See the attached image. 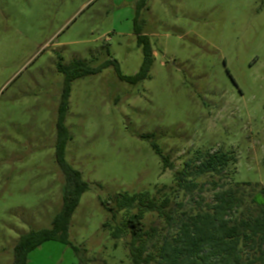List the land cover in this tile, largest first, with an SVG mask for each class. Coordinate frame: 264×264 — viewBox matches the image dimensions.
Here are the masks:
<instances>
[{"label": "rangeland", "instance_id": "1", "mask_svg": "<svg viewBox=\"0 0 264 264\" xmlns=\"http://www.w3.org/2000/svg\"><path fill=\"white\" fill-rule=\"evenodd\" d=\"M137 1L0 0V264H11L20 236L50 228L62 207L58 62L116 59L132 76L143 62L137 28L152 46L148 78L130 84L109 66L71 83L65 159L89 185L69 226L81 255L49 241L29 264H131L130 233L111 234L126 213L113 219L107 207L119 195L172 185L199 151L233 152L231 179L264 186V0H149L136 20ZM210 187L188 204L200 195L211 202ZM155 222L162 225L148 214L144 228Z\"/></svg>", "mask_w": 264, "mask_h": 264}, {"label": "trees", "instance_id": "2", "mask_svg": "<svg viewBox=\"0 0 264 264\" xmlns=\"http://www.w3.org/2000/svg\"><path fill=\"white\" fill-rule=\"evenodd\" d=\"M148 1H137L136 20ZM134 33L143 62L138 73L132 76L119 72L116 59L96 67L82 60H75L68 66L62 61L58 62L57 69L64 74V81L55 123V159L64 178L62 207L54 216L50 228L20 236L13 247L11 264H29L31 252L49 241L61 242L70 246L78 256L81 255L80 248L71 243L69 226L89 185L82 179L81 171L65 159L70 140L65 118L71 83L80 77L97 74L109 66L116 69L121 81L130 84H138L148 78L153 65L152 46L148 36L141 34L138 28ZM153 146L163 160L164 169L174 171V164L168 155L156 144ZM233 155V152L222 150L199 151L184 162V167L174 172L173 184L159 187L155 195L144 191L122 194L113 199L114 205L107 207L113 219L120 211L126 213V219L122 227H112L111 234L118 240L128 230L131 235L127 244L131 264H264V186L259 182L241 183L231 179L236 172ZM191 164L196 165L194 171L189 169ZM206 176H219V179L206 180ZM229 176L230 182H227ZM209 185L211 202H206L204 196L200 195L195 204L197 206L188 204L193 202L195 191L207 190ZM148 214L162 220V225L155 222L144 228ZM106 225L104 227L110 228V224ZM80 261L84 264L89 262L87 259Z\"/></svg>", "mask_w": 264, "mask_h": 264}]
</instances>
